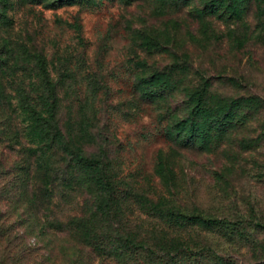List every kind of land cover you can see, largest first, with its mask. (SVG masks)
Masks as SVG:
<instances>
[{"label": "rangeland", "instance_id": "obj_1", "mask_svg": "<svg viewBox=\"0 0 264 264\" xmlns=\"http://www.w3.org/2000/svg\"><path fill=\"white\" fill-rule=\"evenodd\" d=\"M52 2L0 0V264H264V0Z\"/></svg>", "mask_w": 264, "mask_h": 264}, {"label": "trees", "instance_id": "obj_2", "mask_svg": "<svg viewBox=\"0 0 264 264\" xmlns=\"http://www.w3.org/2000/svg\"><path fill=\"white\" fill-rule=\"evenodd\" d=\"M39 1V0H36ZM86 0H53L51 4H48L50 7L56 8V7H61L64 5H72V4H83L85 3ZM126 3H129L132 0H124ZM214 2H218V5H222L224 0H209L208 3H205V7L211 6L214 4ZM232 4V8H236V0H230ZM238 13V12H236ZM37 68L39 69V81H40V88L42 91V96L43 98L40 99L32 106L31 108V114L35 115L34 118V125L36 130H43L47 131L48 135L52 137L53 140H56L58 138L62 137V133L58 127L57 123V99H56V92H55V85L52 83L50 80L49 72L46 68V64L43 58L38 57L37 58ZM148 95H151V92H147ZM36 108V109H35ZM38 108V109H37ZM195 114H192L191 119H194L196 121L197 118L209 120L211 119L212 115H209L206 111L204 110L203 107H198L197 110H194ZM231 113L232 110L228 109L227 112L224 113V116L222 119H229L231 118ZM234 120V119H233ZM228 121V120H227ZM213 122V121H212ZM211 124V123H210ZM194 126L196 125V122L193 124ZM195 129L191 131V135L195 133ZM76 158L83 161L86 165L90 166V164H96V162L89 161L81 156H78L77 154ZM127 244L131 249L134 250H142L140 246H135L131 242L127 241Z\"/></svg>", "mask_w": 264, "mask_h": 264}]
</instances>
